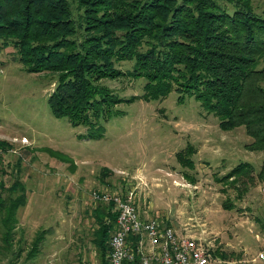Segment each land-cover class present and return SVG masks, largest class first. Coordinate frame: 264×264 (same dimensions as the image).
Masks as SVG:
<instances>
[{
  "label": "rangeland",
  "instance_id": "rangeland-1",
  "mask_svg": "<svg viewBox=\"0 0 264 264\" xmlns=\"http://www.w3.org/2000/svg\"><path fill=\"white\" fill-rule=\"evenodd\" d=\"M254 5L264 14V0ZM39 41L57 43L40 37L32 45ZM77 45L42 50L61 56ZM20 58L12 43L0 51V140L13 144L4 147L0 181L10 186L20 168L28 202L18 212L12 248L3 241L0 211V264H101L92 240L99 228L92 192L127 188L136 189L142 218L202 235L223 264H264L258 258L264 254V144L245 125L221 129V118L173 79L153 81L143 70L136 75L135 60L117 62L113 75L89 71L91 79L80 85L84 69L79 79L58 61L30 71ZM257 67L264 70V60ZM53 97H107L118 101L119 114L102 121L100 138L89 139L79 109L72 118L58 115ZM252 99L256 104L245 103L264 104V96ZM110 212L117 213L115 207ZM46 229L35 256L27 257ZM20 248V257L12 254Z\"/></svg>",
  "mask_w": 264,
  "mask_h": 264
},
{
  "label": "trees",
  "instance_id": "trees-1",
  "mask_svg": "<svg viewBox=\"0 0 264 264\" xmlns=\"http://www.w3.org/2000/svg\"><path fill=\"white\" fill-rule=\"evenodd\" d=\"M66 33L76 36V51L58 56L42 50L51 45L74 47L76 42L66 38ZM40 37L57 43L32 45ZM11 43L30 71L44 70L58 61L65 68L57 67L79 79L84 69L80 85L91 79L89 71L99 76L100 70H107L113 75L117 62L135 60L136 75L143 70L153 81L173 79L221 118V129L245 125L256 142L264 144V104L245 103L255 100L247 97L264 96V70L256 68L264 60V14L256 10L254 0H0V51ZM170 88L162 90L169 93ZM52 100L58 115L72 118L79 109L89 139L100 138L105 130L102 121L119 114L113 109L118 101L107 97ZM6 142L0 140V147L13 146ZM240 172L237 167L233 174ZM20 174L18 168L8 187L0 181L3 241L11 242L10 248L19 226L18 212L28 202ZM5 192L9 196L3 201ZM111 208L113 204L99 202L93 211L99 228L92 240L101 264H107L110 233L116 225L117 213H111ZM47 232L38 231L27 257L35 256V244ZM22 252L20 248L12 254L20 257Z\"/></svg>",
  "mask_w": 264,
  "mask_h": 264
},
{
  "label": "built area",
  "instance_id": "built-area-1",
  "mask_svg": "<svg viewBox=\"0 0 264 264\" xmlns=\"http://www.w3.org/2000/svg\"><path fill=\"white\" fill-rule=\"evenodd\" d=\"M4 153L0 147V159ZM136 196L135 188L92 192L95 203L113 204L117 211L107 264H223L213 255L211 241L202 235L179 232L158 217L142 218ZM258 258L264 259V254Z\"/></svg>",
  "mask_w": 264,
  "mask_h": 264
},
{
  "label": "crops",
  "instance_id": "crops-1",
  "mask_svg": "<svg viewBox=\"0 0 264 264\" xmlns=\"http://www.w3.org/2000/svg\"><path fill=\"white\" fill-rule=\"evenodd\" d=\"M19 224H20V226H21V222L19 221Z\"/></svg>",
  "mask_w": 264,
  "mask_h": 264
}]
</instances>
